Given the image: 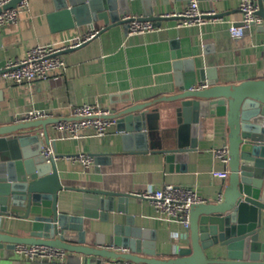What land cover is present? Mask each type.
Wrapping results in <instances>:
<instances>
[{
	"label": "crops",
	"instance_id": "obj_1",
	"mask_svg": "<svg viewBox=\"0 0 264 264\" xmlns=\"http://www.w3.org/2000/svg\"><path fill=\"white\" fill-rule=\"evenodd\" d=\"M28 1L16 21L0 25V70L6 59L24 56L33 45L64 44L93 29L99 32L82 45L63 51L64 70H54L48 78L12 83L0 73V122L11 117L21 119L30 109L69 117L72 108L82 103H97L112 113L128 104L178 91L189 67L208 70L226 83L264 78V31L252 25L234 36L229 30L231 23H239V0H197L201 8H212L221 14L222 18L214 23L176 27L174 18H162L160 29L135 34H127L122 23L100 30L104 26L102 21L77 24L73 14L52 17L58 11L54 0ZM113 1L118 8L120 0ZM127 1L129 7L119 17L125 12L145 13L140 0ZM188 1L154 0L149 5L150 14L182 9ZM176 62L179 66H175ZM177 103L161 101L151 106L144 145L139 138L123 139L125 132L116 123L104 135H96L88 127L75 138L63 136L54 123L47 126L49 144L59 155L55 158L59 180L66 187L58 191V211L81 214L85 206L80 188L113 193L101 195L106 207L96 208L97 215L83 218L88 239L93 240L96 233L107 237L115 225L121 229L130 225L139 227L146 239L153 241L157 252L169 253L186 244L187 237L173 238L172 232L181 227L159 216L147 198L133 192L142 191L147 185L160 187L173 183L192 185L207 200L218 198L223 180L213 177L210 171L228 167L212 150L227 143L225 119L216 115L201 117L195 148L186 159L175 158L170 164L161 150L177 138L180 124L175 111ZM186 137L189 138V132ZM77 152L93 155V162L85 166L68 156ZM95 153L99 161H95ZM42 200L44 205L40 208L50 213V198L43 196ZM25 210V202L12 205L9 197L7 213L0 214V230L21 233L29 222V218L22 216ZM68 257L66 252L64 260ZM64 262L28 259L13 249L0 250V264Z\"/></svg>",
	"mask_w": 264,
	"mask_h": 264
},
{
	"label": "water",
	"instance_id": "obj_2",
	"mask_svg": "<svg viewBox=\"0 0 264 264\" xmlns=\"http://www.w3.org/2000/svg\"><path fill=\"white\" fill-rule=\"evenodd\" d=\"M19 1L9 0L0 6V11ZM153 1L140 0L145 17L156 18L150 14L149 5ZM254 2L263 19L257 26L264 31V0ZM54 4L58 11L52 17L73 14L77 24L102 21L104 26L100 30L123 24L119 14L129 7L127 0H120L118 8L113 0H54ZM175 66H179V62ZM205 79V87H196ZM179 85L174 93L128 104L110 116L116 118L117 128L125 132L123 139L139 138L144 145L147 136L144 129L151 106L161 101H177L178 135L173 144L161 150L170 164L175 158L186 159L188 152L195 148L201 117H224L229 173L221 183L218 198L192 205L186 244L161 254L139 227L130 225L123 229L115 225L107 237L96 233L93 240L88 239L83 218L97 215L96 208L106 207L101 195L113 193L80 188L85 206L81 214L58 211V191L66 188L60 183L55 162L59 155L46 161L41 146L49 143L47 126L65 117L29 120L11 117L0 122V214L7 213L10 197L12 205L25 202L22 216L29 218V222L18 234L0 230V250H14L15 243L59 247L69 255L63 260L64 264H124V261L135 264H264V78L226 83L208 70L189 67ZM95 157V161H99L98 153ZM117 194L129 196L132 193ZM43 196L51 200L48 214L40 208L44 205ZM32 207L37 208L31 211ZM127 223L132 222L127 220ZM113 246L128 250L120 251Z\"/></svg>",
	"mask_w": 264,
	"mask_h": 264
},
{
	"label": "built area",
	"instance_id": "obj_3",
	"mask_svg": "<svg viewBox=\"0 0 264 264\" xmlns=\"http://www.w3.org/2000/svg\"><path fill=\"white\" fill-rule=\"evenodd\" d=\"M9 0H0V6ZM29 4L28 0H20L17 5L7 7L0 11V25L7 22L16 21L21 10ZM238 10L240 12L239 23H231L229 30L232 35L238 36L244 27L260 25L263 22L261 15L257 13V6L254 0H239ZM156 18L145 17L143 14L125 12L121 15L127 34L144 33L155 29H160V19L174 18L175 26L200 25L206 22H217L222 16L212 8H201L197 0H189L182 9H173L161 12L155 15ZM98 33V29H93L83 36L73 39L64 44H36L29 47L22 57H11L5 60L1 75L12 83L29 82L34 79H45L50 76L54 70H64L66 62L62 52L67 48L76 47L84 41ZM264 46V38L262 40ZM205 82L196 87H205ZM108 108L94 103H82L72 108L69 117H65L54 123V127L60 129L65 137H79L84 128H92L96 135H104L109 127L116 123V118L110 116ZM51 116L43 109H30L24 113L21 119L29 120L38 117ZM213 153L227 165L228 163V145L223 143L213 147ZM41 154L46 161L50 157H55L56 153L51 145L42 144ZM75 161L87 166L94 160V156L77 152L68 155ZM211 175L220 180H225L228 176V167L222 169H212ZM134 194L147 198L153 205L155 212L167 221L177 223L181 228L179 231H173L172 236L176 240L181 237H187L190 225V210L192 205L207 201V199L196 191L192 185H180L165 183L160 187L147 185L142 191L133 192ZM220 196V194H219ZM115 249L125 251L123 246H113ZM15 252L28 259H45L63 261L66 251L59 247H52L42 244L15 243ZM124 264H135L134 262L124 261Z\"/></svg>",
	"mask_w": 264,
	"mask_h": 264
}]
</instances>
